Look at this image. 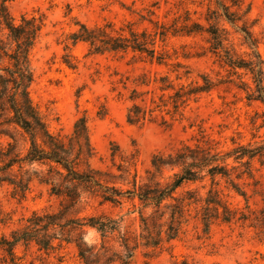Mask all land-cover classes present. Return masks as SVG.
Segmentation results:
<instances>
[{"label": "trees", "instance_id": "16d2710c", "mask_svg": "<svg viewBox=\"0 0 264 264\" xmlns=\"http://www.w3.org/2000/svg\"><path fill=\"white\" fill-rule=\"evenodd\" d=\"M13 1L0 0V140L6 139L0 146V188L8 186L13 198L24 200L37 181L49 187L60 206L57 211L33 212L21 227L0 237L5 262L15 263L19 245H35L38 251L51 255L64 244L75 245L83 264H129L139 249L152 261L172 249L191 219L199 220L205 234L212 224L221 222L251 229L264 240V187L254 167L255 160L264 165V139L260 144L245 145L232 138V147L226 150L205 137L184 143L168 154L155 155L146 177L140 180L138 173L131 180L129 177L135 157L124 160L126 164L119 167L122 174L116 179L95 170L90 165L96 153L88 118L80 117L70 136L55 135L34 103L32 56L45 18L28 14L14 17L10 12ZM143 12L138 14V22L126 21L121 26L112 21L94 27L76 23L78 29L70 34L64 48V63L76 69L70 51L78 43H85L89 55L123 56L132 52L141 61L168 66L171 55L159 51L158 42L166 43L171 37L205 36L208 51L217 62L237 75L238 88L246 93L245 98L264 105V58L250 4L244 0H153ZM137 24L143 28H136ZM171 65L173 79L169 73H143L133 81L134 88L126 97L128 123L143 125L159 120L161 125L170 126L192 103L223 84L208 74L193 77L184 63ZM128 80L120 81L125 90ZM105 114L100 112L101 116ZM218 179L244 199L243 207L232 206L221 191L214 189ZM207 180L211 187L206 196L193 188L179 193L189 183L203 184ZM88 200L115 207L130 202L133 209L128 213L137 215L139 230L123 231V218L81 216V211L74 209ZM6 219L0 206V223ZM89 230L96 231L100 240L102 237L101 246L88 245L85 236ZM179 264L191 262L184 259Z\"/></svg>", "mask_w": 264, "mask_h": 264}, {"label": "rangeland", "instance_id": "374dc122", "mask_svg": "<svg viewBox=\"0 0 264 264\" xmlns=\"http://www.w3.org/2000/svg\"><path fill=\"white\" fill-rule=\"evenodd\" d=\"M152 1L14 0L10 4V12L16 18L23 14L43 15L45 18V27L32 56L35 81L31 94L50 131L55 135L70 136L75 122L86 116L96 153L90 165L95 170L110 173L115 179L122 174L119 167L126 164L124 160L128 157H135L136 161L131 168L130 180L136 173L140 180L146 177L155 155L168 154L184 143H195L205 137L204 140H214L220 149L226 150L232 147V138L245 145L260 144L264 139V105L245 98L246 93L238 88L240 80L237 75L217 62V58L208 51L205 36L171 37L166 43L158 42V50L168 51L171 55L168 66L141 61L132 52L123 56L112 53L89 55L85 43H78L70 51L77 63L76 69L64 63L63 57L67 53L64 48L70 34L78 29L76 23L94 27L111 21L117 26L126 21L138 22V14L145 13L144 9ZM244 1L252 7V19L257 20L255 35L260 39L264 58V0ZM195 17L199 18L198 15ZM136 28L141 30L143 25L137 24ZM177 62L189 66L193 77L208 74L223 84L202 96L197 103H192L170 126L161 125L159 120L143 125L128 123L129 103L126 97L134 88L133 81L143 73H169L173 79L171 64ZM126 77H129L127 90L120 83ZM100 112L106 114L101 116ZM5 144L6 139H1L0 146ZM254 167L256 178L264 187V165L255 160ZM217 181L219 185L214 189L221 191L229 204L244 206V199L228 190L224 180ZM117 185L121 186V183ZM210 187V180L203 184L189 183L179 193L193 188L206 196ZM253 202H250L252 206ZM0 206L7 218L5 223H0L1 237L9 236L12 230L21 227L33 212L57 211L60 200L50 195L48 186L35 181L24 200L13 198L8 186L0 188ZM132 209L130 202L115 207L88 200L74 210L81 211V216L106 214L123 218V231L133 233L139 230V219L137 215H129ZM184 230L185 233L172 244V249L164 251L156 259L150 261L144 257V250L139 249L129 264H179L184 259L191 264H264V240L251 229L216 222L209 234H205L199 220L191 219ZM85 239L88 245L100 246L103 240L94 230H89ZM107 245L114 246L113 243ZM16 252L18 259L15 263L5 262L0 252V264H83L73 244H64L60 251L51 255L38 251L35 245L29 248L19 245Z\"/></svg>", "mask_w": 264, "mask_h": 264}]
</instances>
